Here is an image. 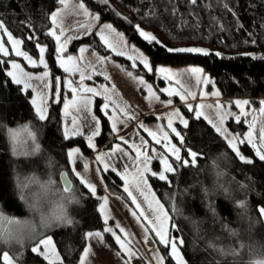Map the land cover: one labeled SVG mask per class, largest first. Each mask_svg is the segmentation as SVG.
<instances>
[{"label": "trees", "instance_id": "obj_1", "mask_svg": "<svg viewBox=\"0 0 264 264\" xmlns=\"http://www.w3.org/2000/svg\"><path fill=\"white\" fill-rule=\"evenodd\" d=\"M85 1L97 8L104 19L126 31L154 63L200 64L214 77L223 97L254 101L264 98V59H259L264 57V27H260L264 25V0H199L196 5L188 0H173L179 11L176 17L165 12L166 0H110L111 11L98 0ZM142 4H154L169 31L162 30L155 21L142 19L135 11ZM58 6L59 0H0V19L6 21L15 36L22 38L31 31L41 43H48L49 49L54 50V40L47 35L51 18L50 15L46 18L42 10L50 14ZM146 10L147 7L142 8ZM117 11L122 16L115 15ZM233 12H238V17ZM27 17L31 18L34 28L21 26L20 22ZM240 23L245 25L244 30L239 28ZM137 24L155 34L164 45L202 47L221 55L177 54L159 46L150 47L134 30L133 25ZM248 33L253 34L256 44L244 42ZM98 46L109 53L102 42ZM23 47L37 56L38 49L33 43L26 42ZM48 56L56 76L55 70L61 69L53 56L49 53ZM8 68L9 65L0 72V81L5 80ZM30 95V91H23L22 85L7 83L0 88V209L3 210L0 250L22 259L23 264H45L29 247L41 236L50 235L58 250L74 246L70 254L67 251L64 254L77 264L78 255L83 254L81 244L86 247L88 244L81 240V233L100 230L105 225L100 214L101 199L92 196L80 178L69 171L72 166L66 154L76 145L87 155L94 151L86 147L84 136L62 137L61 103H52L48 118L39 120ZM182 109L188 118L193 116L185 106ZM98 114L107 133L109 122L99 110ZM231 125L236 126L232 122ZM21 128H26L28 138L23 141L22 150L17 151L13 133ZM185 133L187 145L200 154L196 165L180 167L177 173L168 174L171 183L151 176L149 182L168 211L171 224L176 225L172 232L186 242L182 249L186 259L190 264H254L264 259V221L257 212L258 202H264V163L257 161L248 165L239 161L227 141L214 134L203 118L190 119ZM95 142L97 147L108 149L120 141L111 135H102ZM242 150L252 157L251 145H242ZM181 155H185L183 150ZM64 171L73 183L67 191L61 181ZM101 174L109 193L130 202L125 199L123 182L114 173ZM47 187L65 200L58 209L60 215L77 224L65 225L61 221L49 225L40 220L37 229L29 230L31 234L25 238L18 236L16 222L31 219L43 211L36 194ZM21 192L24 199L20 198ZM71 193L73 198L69 197ZM155 239L163 255L169 251ZM165 264L175 262L166 258Z\"/></svg>", "mask_w": 264, "mask_h": 264}, {"label": "snow or ice", "instance_id": "obj_2", "mask_svg": "<svg viewBox=\"0 0 264 264\" xmlns=\"http://www.w3.org/2000/svg\"><path fill=\"white\" fill-rule=\"evenodd\" d=\"M98 2L103 5L105 8L110 7V0H98ZM192 5H196L199 0H188ZM65 0H59V5H63ZM170 5V7H169ZM252 7L253 5H249ZM79 10H82L84 14L92 15L94 19L99 20L100 17L98 14H91L88 12V9L85 7L84 3L79 2L77 5ZM147 7L146 11H142V8ZM226 10L231 11L228 5H225ZM165 12H167L170 16L176 17L179 15V11L173 3V0H166ZM135 11L138 15L141 16L142 19L148 20L149 22L155 21L157 26L160 27L165 32L169 31L168 26L164 24L160 20V15L157 13V9L154 4L140 5L135 8ZM42 14L47 18L50 15L52 25L56 24L57 17L59 15L58 11H53L50 14L42 10ZM117 16H122L118 11L114 13ZM233 15L238 17V12H233ZM127 19V18H125ZM130 22V21H129ZM21 26L23 27H35V25L31 24V18L27 17L25 20H22ZM48 31L47 35L50 38L54 39V50H51L47 47V45H42L41 41L36 38V35L29 31L28 35L22 38H15L13 32L6 26V21L4 19H0V72L5 71V66L9 65V60L3 59V57H8L11 60L10 68L15 70H8L5 73V80L0 81V88H4L7 83H13L15 85H22L25 91L31 89V91H37V89L29 83L31 80L39 81L43 87V89H51V102L52 103H63V107L65 109V116L69 115L67 111L69 108H73L75 112L79 113L81 111L87 112L90 115V123L88 127L91 129L90 134L86 136V147L90 150L95 151L97 149L96 139L101 137L102 135H111L114 139H118L120 143H116L114 147L111 148L110 151H101L97 155H95L94 160L97 165H102V167H97V172L114 173L122 182H123V193L126 194L125 199L130 200L131 205L135 206V210L132 211V215L136 217L138 220L143 219L146 223L143 225L145 233L152 232L155 234V237L158 238L160 244L164 246L165 249H169V251L165 252L164 255L158 256L156 258L157 264H165L166 258L172 259L175 264H190L182 252L183 247L185 246V240L179 236L170 235L169 229L164 225L171 218L169 216L168 211H165V206L159 200L155 198V193L151 192V186L149 185V178L156 177L161 181H165L171 183L169 180L168 174L177 173L180 167H188L195 166L197 163V158L200 155L198 152L193 150L191 146L187 145L186 133L185 130L190 126V119L200 120L203 118L206 121V125L210 126L212 132L220 137L224 138L227 141L228 146L234 153L235 157L239 159L244 164L254 165L257 161L260 163H264V127L260 128L258 131V136L256 135L255 125L253 123H249V130L247 133H241L239 135L228 133L227 129L224 127L226 119L231 118L236 123H242V117L244 119H248V111L246 108L251 107V102L248 99H236L231 102V104L236 107L239 111L238 113H233L229 108V105L222 104L219 100L221 96V92L219 90L213 91L211 93L201 92L202 96H214L216 97V101L214 105H209V107H214L217 110L218 121L214 122L212 119H209L207 116L203 114L201 109L204 105H197L194 107L191 103L187 102V99L190 97L191 99L197 98V92L191 90L190 87L185 86L181 83L180 80H174L173 77L178 75L171 71V69L167 67H159L154 68L153 63L150 61L148 55H146L143 51L139 49H133V51L138 54L127 55V60L131 61L130 67L132 69H137L138 67H142L145 70V74H159V78L168 82V86L164 88L158 89L161 94H167L169 97L178 96L181 101H185L187 111L192 113L193 116L191 118H185L180 115L179 109H175L172 111L167 117L166 124L159 129V131H154L148 127H146L142 122L139 123L138 127L143 130L144 133L147 134L148 137L151 138V141L154 142L151 146V152L154 154L153 156L148 155L149 151V140L145 139L143 136H139V144L136 142L129 143V140L124 136L119 135L121 131L118 128V123L127 124L128 120L135 119L134 115H129L128 111L125 108L120 107L119 105H115V102L111 100V98L105 93L107 92V88L104 91H100L95 86L86 85L85 79L91 81L93 80L92 75H87L83 68H81L78 63L77 57H74L72 54H67L66 44L72 37L65 36L64 41H61V36L63 32L58 33V29L52 28ZM83 27V26H81ZM260 27H264V25H260ZM134 30L137 32L138 36L141 37L150 47L151 46H159L165 49L169 53H177V54H202L204 56L208 55H216L220 56L219 52L211 53L209 50L204 49L202 47L196 46H188V47H171L168 45H164L159 38L153 34L145 31L141 28L139 24L133 25ZM239 28L241 30L245 29V25L240 23ZM112 30L111 24H105L103 28L96 33L99 36V39L103 41V46H106L108 49H111L116 55L125 56V52L117 50V45L111 43L107 36L104 35V30ZM85 35H91V31L87 28H83ZM248 39L245 40V43L256 44L257 40L252 39L251 33H248ZM79 38V37H76ZM33 43L34 47L38 49L37 59H33V56L29 54V51H21L20 46L22 44ZM8 44L11 47H6ZM87 49L80 48V52H84ZM14 53L15 58L22 57L24 61H27V64L32 68H39L43 66L42 75L32 76L27 72H24L21 69L20 63H17L15 58H13L12 54ZM49 53L53 56V59L58 62L59 68L63 70V73L66 74L64 78L61 76H54L52 81H49L47 78L50 73L47 71L50 65L46 61L45 55ZM67 54V55H66ZM255 58V57H254ZM101 62H104L105 57L99 58ZM259 59H264V57H259ZM70 65V66H69ZM186 74L190 77L194 78L195 87L203 88L206 85L212 84L211 78L204 73V70L200 67H191L185 70ZM79 73V82L72 79V77L76 76ZM98 74V73H97ZM128 75L131 77L133 73L131 71L128 72ZM139 75V73H137ZM10 78V80L8 79ZM107 80V77H105ZM138 83L143 85L148 92L149 97L154 98L159 101L160 96L153 91V84L146 83L143 76L139 77ZM62 84L66 86L67 91L72 94V98L67 102H64L66 97L62 94ZM178 86V87H177ZM214 86V85H213ZM17 91H20L17 88ZM38 95L41 97L40 103L37 104L36 99H32V104L35 106V112L39 118V120L47 119V93L44 91L38 92ZM93 97H103V101L99 106V111L104 118L109 122L108 132L105 133L103 130L102 119L95 114H92V104ZM110 103L115 105L112 108L111 113L109 112ZM261 107L258 111L261 114H264V100L260 102ZM166 104L171 106L173 104L172 99H168ZM119 112L123 116L128 119L117 120L116 113ZM177 118L179 124L182 127L178 130L177 126H174V119ZM79 117L77 115H72L71 125L72 127V135L73 136H81L83 137L85 134L82 131H79L80 127L78 124ZM157 119H163L162 117H157ZM62 137L64 139H69V133L66 130L62 133ZM176 139L178 143H173L172 140ZM251 145L252 149H254L252 157H246L245 154L241 153L240 145ZM121 145L126 146V148ZM156 146H160V150H157ZM184 151L185 155H181V151ZM81 152L79 147H74L67 152V157L72 160L73 163L76 161L73 159L74 156H77ZM134 152V155L132 153ZM119 153L121 157L125 158V163L123 170L120 171L117 167L111 163V159L115 157V155ZM186 157V158H185ZM153 159H158L159 163L163 166L162 171L159 173L151 171L149 168V164ZM84 168L87 169L88 164L85 163ZM69 171L74 173L76 177H80V183L83 184L89 191L92 196H96L97 187L95 184L87 182L81 176V173L76 171L75 168H70ZM131 177V179H130ZM101 181H103V176L100 177ZM68 189L66 188L65 191ZM143 197V201H138V196ZM149 194H151L152 199L149 200ZM20 198L24 199L23 193L21 192ZM108 203V198H103V203L100 204V214L104 216V227L100 231L87 230L81 233V240L85 243L88 240L93 238H99L103 240V234H110L115 243L119 246V249H123L124 252L129 253L131 255L130 249L126 247V239L122 238L127 237L128 233L124 228L120 226L119 223L115 225V229L111 226H108L110 217L105 214V206ZM153 203L156 205L155 208L152 207ZM241 206H245L244 202H240ZM260 206L257 208L258 216L261 221H264V202H258ZM142 204H147V210L149 213L154 214L156 219H150V216L146 214L145 208ZM211 207V206H210ZM138 210V211H137ZM0 218H3V210L0 209ZM56 219L61 220L65 225H76L77 222L73 219L68 218L67 216H58ZM159 221V224H157ZM148 225H151L149 227ZM172 228H176V225L172 223ZM147 239V235L145 236ZM74 250L73 247H67L65 250H58L53 243V239L50 235L41 236L39 239H36L35 242L29 247V251L34 254L36 257L41 259L45 264H73V262L68 258V255H65L64 252L67 251L69 254ZM80 251L83 252V255H78L77 264H86V258L89 256L90 248L81 244ZM123 254V253H121ZM0 264H23L22 259H17L16 256L10 255L8 251L0 250Z\"/></svg>", "mask_w": 264, "mask_h": 264}, {"label": "rangeland", "instance_id": "obj_3", "mask_svg": "<svg viewBox=\"0 0 264 264\" xmlns=\"http://www.w3.org/2000/svg\"><path fill=\"white\" fill-rule=\"evenodd\" d=\"M79 2L84 3L85 7L88 9V12L91 14H98L100 19L96 20L93 18L92 15L84 14L82 10H79L78 0H65L63 5H59L54 11H58L59 15L57 17V21L55 25H51L52 28L58 29V33L63 32L61 36V41H64L65 36L72 37L66 44L67 47V54H72L74 57H77L78 65L83 68L87 75H92L93 80L89 81L87 78L85 79V84L88 86H95L100 91H104L107 88V92L105 95L109 96L112 101L115 102V105H119L122 108H125L128 111L129 115H134L135 119L128 120L127 124L118 123V128L121 129L119 135L124 136L126 139L129 140V143L136 142L139 144V136H143L145 139L149 140V151L148 155L153 156L154 154L151 152V146L154 142L151 141V138L147 136L146 133L143 132L142 129L138 127L139 123H143L146 127L154 130L159 131L161 127L166 124L167 117L169 114L174 111L175 109H179L180 115L184 116L186 119L188 118L186 114L183 112L182 107L185 106V101H181L178 96L169 97L167 94H161L158 89L164 88L168 86V82L159 78V74H145V70L142 67H138L137 69H132L130 67L131 61L127 60V55H137L138 53L133 51V49H139L143 51L148 57L150 61L153 63L154 68L159 67H167L171 69L172 72L177 73L178 75L174 76V80H180L182 84L187 87H190L191 90L197 92V98L191 99L190 97L187 99L188 103H191L194 107L197 105H204L201 109L203 114L207 116L209 119H212L214 122L218 121L217 110L214 107H209V105H214L216 101V97L214 96H202L200 93L207 92L211 93L213 91L219 90L214 77L211 73L200 64H170L164 62L154 63L149 54L134 40H132L129 35L123 29L117 27L111 20L104 19L101 15V12L93 7L90 6L85 0H79ZM105 24H111L112 30H104V35L107 36L108 40L117 45V50L124 51L125 56L116 55L111 49H108L106 46L105 49L109 52L106 53L102 50L98 45L99 41L103 43L99 39V36L96 35L98 31H100ZM83 26V27H81ZM83 28H87L91 31V35H85ZM50 30V29H49ZM15 38H20L14 35ZM79 37V38H76ZM54 40V39H53ZM42 45H47L49 48V44L44 42ZM6 47H11L10 45L6 44ZM87 49L84 52H80V48ZM21 51H25L23 44L20 46ZM30 54V53H29ZM66 54V55H67ZM32 55V54H30ZM13 58L14 53L12 54ZM33 56V59H37V56ZM100 57H105L106 59L104 62L100 61ZM46 61L49 63L50 67L47 69L50 75L47 78L49 81H52L54 74L52 72V64L50 62L48 53L45 55ZM17 63H20L21 69L24 72L29 73L32 76L42 75L43 66L39 68H32L30 65L27 64V61H24L22 57L15 58ZM11 60L9 59V68L8 70L15 71L10 68ZM57 65L59 66L58 62ZM70 66V65H69ZM191 67H200L204 70V73L208 75L211 80L212 84L204 86L202 89L195 87L194 78L190 77L186 74V69ZM61 69V68H60ZM131 71L133 76H129L128 72ZM56 76H61L64 78L66 76L61 71L55 70ZM98 73V74H97ZM139 73V75H137ZM143 76L146 83L153 84V91L156 92L157 95L160 96V100L157 101L154 98L149 97L147 89L138 83L139 77ZM107 77V80H105ZM73 80L79 82V73L76 76L72 77ZM37 91H28L31 92L30 100L36 99L37 104L40 103L41 97L38 95V92L44 91L47 93L46 103H47V113L51 102V89H43L41 83L36 80L29 81ZM214 85V86H213ZM178 87V86H177ZM23 88V86H22ZM23 91H25L23 89ZM25 91V92H28ZM220 91V90H219ZM62 94L66 97L64 102H67L72 98V94L67 91L66 86L62 84ZM168 99L173 100V104L168 106L166 104ZM236 99H248L251 102V107L246 108L248 111V119H244L242 117V123H236L233 119L228 118L224 124V127L227 129L228 133L239 135L241 133H247L249 130V123H253L256 129V135L258 136V131L260 128L264 127V114H261L258 109L261 107L260 101L264 100L260 99L259 101H254L249 98H225L222 96L219 97V100L222 104L229 105L227 110H230L233 113H238V109L234 107L231 102L235 101ZM104 102L103 97H93V104H92V114H98L100 104ZM61 111H62V118H63V128L64 131L66 130L69 133V138L73 137L72 135V125L70 123L72 115H77L79 117L78 124H79V131H82L85 135L90 134L91 129L88 127L90 123V115L87 112L81 111L79 113L75 112L73 108H69L67 111L69 112L68 116H65V109L63 107V103H61ZM110 103L109 112L111 113L112 108L115 106ZM34 106V105H33ZM35 108V106H34ZM117 120H124L128 119L127 117L123 116L121 113H116ZM157 117H162L163 119H157ZM101 118V117H100ZM174 119V126H177L179 130V121L177 118L173 117ZM231 122L234 123L236 126L235 128L232 127ZM13 142L15 145V149L17 151H21L22 146L28 136L26 132V128L17 129L13 133ZM22 141V143H21ZM173 143H177L175 139L172 140ZM120 143V142H118ZM116 144V143H115ZM115 144L112 146L114 147ZM122 147L126 148V146L121 145ZM73 146L69 148L71 150ZM111 147V148H112ZM157 150H160V146H156ZM241 153L245 154L242 150V145L239 146ZM80 148V147H79ZM111 148L104 149L103 151H110ZM81 149V148H80ZM102 148L97 147V149L93 152L92 155L85 154L82 149L81 152L74 156L73 159L76 161L75 163L70 160L72 168H75L76 171L81 173V176L87 182L95 184L97 187V194L101 199V204L103 203V198H108V203L105 206V214H107L109 219L108 226H111L115 229V225L117 223L120 224L122 228L128 233L127 237H123V234L117 233L122 235V238L126 239V247L130 249L131 255L129 253L124 252L123 249H119V246L115 243L114 238L110 234H103V240L99 238H93L90 240L87 247L90 248L89 256L86 258V264H157L156 258L158 256L163 255L160 248L156 243L155 234L152 232L145 233L143 225L146 223L143 219H137L132 215V211L135 210V206L131 205V202H127L119 196H116L108 192L107 187L104 183V180L101 181L100 177L102 176L101 172H97V167H102V165H97L94 160L95 155L101 152ZM68 150V151H69ZM134 155V152L132 153ZM246 155V154H245ZM248 157V156H246ZM113 163L118 170L122 171L125 163V158L121 157L119 153L115 155L114 158L110 161ZM87 163V169L84 168V164ZM149 168L151 171L159 173L162 171L163 166L159 163L158 159H153L150 164ZM80 178V177H79ZM81 179V178H80ZM131 179V177H130ZM150 185V182H149ZM151 186V185H150ZM151 192L154 190L151 187ZM39 193V194H38ZM155 193V192H154ZM38 194V195H37ZM36 197L39 200L40 204L43 207V211L37 213V215L31 219H23L16 222V230L18 236L26 237L29 233V230L32 228L33 230L37 229L38 221H45L49 225L59 224L61 220L56 219V217L61 216L58 212V209L61 207L62 203L65 201L64 198H61V195L57 194L55 190L50 187H47L45 190L41 192H37ZM70 195V196H69ZM70 198H73V194H69ZM138 196V201H143V197ZM155 198L160 201L157 194L155 193ZM152 199L151 194H149V200ZM161 202V201H160ZM162 203V202H161ZM142 206L146 210V214L150 216V219L155 220L156 217L154 214H151L147 210V204H142ZM153 208L156 205L153 203ZM138 211V210H137ZM165 211L166 208H165ZM43 215V219L41 218ZM104 218V216H103ZM159 224V221H157ZM171 219L165 223V227L169 229L170 235H175L172 232L171 227ZM151 227V225H148ZM102 230V229H100ZM96 230V231H100ZM37 230L34 232L36 233ZM33 235V233H32ZM147 235V239L145 236ZM180 237V236H179ZM53 239V238H52ZM158 239V238H157ZM54 245L56 246L54 240ZM57 248V247H56ZM123 253V254H121ZM83 255V254H82ZM254 264H264V259L255 262Z\"/></svg>", "mask_w": 264, "mask_h": 264}, {"label": "water", "instance_id": "obj_4", "mask_svg": "<svg viewBox=\"0 0 264 264\" xmlns=\"http://www.w3.org/2000/svg\"><path fill=\"white\" fill-rule=\"evenodd\" d=\"M61 181L65 189L67 188L68 190H70L72 188L73 183L67 171L62 172Z\"/></svg>", "mask_w": 264, "mask_h": 264}, {"label": "crops", "instance_id": "obj_5", "mask_svg": "<svg viewBox=\"0 0 264 264\" xmlns=\"http://www.w3.org/2000/svg\"><path fill=\"white\" fill-rule=\"evenodd\" d=\"M103 151V148L101 149ZM114 196V195H113ZM90 240H88V244H89Z\"/></svg>", "mask_w": 264, "mask_h": 264}]
</instances>
